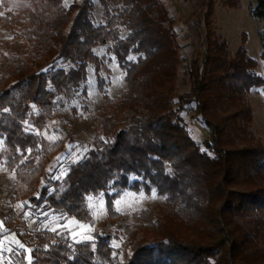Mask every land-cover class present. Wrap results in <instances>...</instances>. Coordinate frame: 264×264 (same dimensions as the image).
Returning <instances> with one entry per match:
<instances>
[{
  "label": "trees",
  "instance_id": "16d2710c",
  "mask_svg": "<svg viewBox=\"0 0 264 264\" xmlns=\"http://www.w3.org/2000/svg\"><path fill=\"white\" fill-rule=\"evenodd\" d=\"M120 1L125 37L109 0H101L106 22L99 24L89 0H0V22L26 47L24 54L0 49V158L26 185L30 201L84 222L91 219L87 197L101 192L110 219L120 217L115 202L126 190L156 191L173 212L141 208L115 234L77 243L35 231L31 264H264V146L253 143L254 109L247 102L253 88L264 86L255 72L258 61L245 47L232 54L228 42L212 34L216 0H206L205 50L185 64L164 5ZM253 14L264 19V0ZM109 41L127 91L124 97L105 94L94 146L50 191L42 181L65 141H49L28 130L26 121L42 129L57 97L71 100L87 82L90 63L105 92L95 48ZM260 56L264 60V43ZM181 65L187 90L177 92ZM189 111L208 130L202 144L187 123ZM8 212L5 222L12 225L16 214ZM113 238L121 240L119 247Z\"/></svg>",
  "mask_w": 264,
  "mask_h": 264
},
{
  "label": "rangeland",
  "instance_id": "374dc122",
  "mask_svg": "<svg viewBox=\"0 0 264 264\" xmlns=\"http://www.w3.org/2000/svg\"><path fill=\"white\" fill-rule=\"evenodd\" d=\"M82 0H65L66 4ZM92 3L91 16L96 24L105 23L104 8L101 0H89ZM112 14L116 15L115 27L122 37L129 30L123 26L118 16L123 5L120 0H109ZM173 17V27L180 45L182 64L190 58L201 55L205 50L204 38L206 25L204 16L207 11L206 0H158ZM259 0H216L209 27L215 37L224 39L229 44L232 54L240 47H245L248 54L258 61L255 72L264 76V60L261 58L264 43V19L253 13ZM99 45L95 53L102 57V75L105 79V92L99 88L95 64L90 63L88 80L74 98L68 100L58 96L52 117L42 129L34 126L31 118L26 121V128L42 135L49 141H65V148L54 155L43 178V185L55 188L54 181H62L70 165L82 159L94 146L95 118L101 116L105 94L111 97H124L128 85L125 71L120 67L116 56L109 47L112 44ZM0 49L6 53L24 54L25 44L14 37L8 26L0 22ZM130 58L135 59L136 55ZM178 70L176 80L177 92L187 90L183 81L182 67ZM247 102L254 109V120L250 127L253 143L264 146V86L255 87L247 94ZM34 112L38 109L33 107ZM112 113L116 114L113 110ZM131 113V112H129ZM194 137L202 144L208 134L206 126L191 111L184 114ZM124 120L125 116H118ZM4 140L0 137V153ZM108 152L113 153L111 148ZM91 219L87 222L78 220L68 214L57 211L42 203L30 201L26 194V185L17 178L15 171L9 169L0 158V264H29L32 260L33 245L29 243L31 235L38 230L68 239L71 243L94 240L96 234H115L131 221L132 213L141 208L155 209L159 213H172L173 206L167 198L153 191L152 194L136 193L126 190L116 200L115 208L120 214L117 219L107 215L106 198L103 192L87 197ZM23 205V206H21ZM9 208L15 212L12 225L5 221L9 217ZM23 235V237H22ZM113 246L121 244L120 239H112Z\"/></svg>",
  "mask_w": 264,
  "mask_h": 264
},
{
  "label": "snow or ice",
  "instance_id": "6c2138e0",
  "mask_svg": "<svg viewBox=\"0 0 264 264\" xmlns=\"http://www.w3.org/2000/svg\"><path fill=\"white\" fill-rule=\"evenodd\" d=\"M34 107V106H33ZM5 111H8L7 109H5ZM28 152H30L31 150L30 149H28L27 150ZM21 206H23V205H21ZM117 247H118V245H117ZM29 264H31V261H30V257H29Z\"/></svg>",
  "mask_w": 264,
  "mask_h": 264
}]
</instances>
